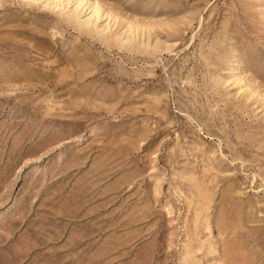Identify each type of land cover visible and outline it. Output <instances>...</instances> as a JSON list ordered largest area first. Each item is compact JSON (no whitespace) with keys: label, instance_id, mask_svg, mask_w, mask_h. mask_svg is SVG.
I'll use <instances>...</instances> for the list:
<instances>
[{"label":"rangeland","instance_id":"1","mask_svg":"<svg viewBox=\"0 0 264 264\" xmlns=\"http://www.w3.org/2000/svg\"><path fill=\"white\" fill-rule=\"evenodd\" d=\"M0 264H264V0H0Z\"/></svg>","mask_w":264,"mask_h":264}]
</instances>
